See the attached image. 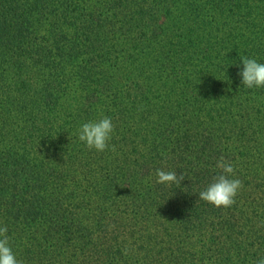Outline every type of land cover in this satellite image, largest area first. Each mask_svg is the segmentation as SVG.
Listing matches in <instances>:
<instances>
[{"label": "trees", "instance_id": "16d2710c", "mask_svg": "<svg viewBox=\"0 0 264 264\" xmlns=\"http://www.w3.org/2000/svg\"><path fill=\"white\" fill-rule=\"evenodd\" d=\"M264 0H0V226L22 264L264 256ZM107 116L109 149L78 140ZM115 150H111V146ZM223 156L235 204L198 193ZM183 173L156 183L157 169Z\"/></svg>", "mask_w": 264, "mask_h": 264}, {"label": "clouds", "instance_id": "9594fccd", "mask_svg": "<svg viewBox=\"0 0 264 264\" xmlns=\"http://www.w3.org/2000/svg\"><path fill=\"white\" fill-rule=\"evenodd\" d=\"M243 67L237 73L241 78V84L247 89L264 88V63L254 58L241 57ZM114 124L110 117L104 116L99 120L83 123L77 129V137L88 150L104 152L109 149V142L114 132ZM115 150V146H111ZM220 174L212 178L206 188L199 191V200L213 205L216 208H229L235 204L236 196L243 187V182L235 177L233 163L223 156L216 163ZM156 183L165 186L181 185L185 179L183 173L168 171L163 168L155 172ZM0 264H22L13 252L7 226H0ZM254 264H264V256L254 261Z\"/></svg>", "mask_w": 264, "mask_h": 264}]
</instances>
